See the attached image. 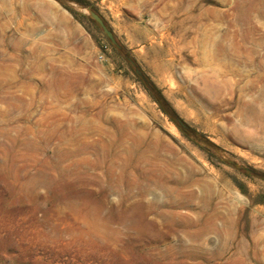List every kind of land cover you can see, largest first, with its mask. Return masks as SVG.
Listing matches in <instances>:
<instances>
[{
	"label": "rangeland",
	"instance_id": "1",
	"mask_svg": "<svg viewBox=\"0 0 264 264\" xmlns=\"http://www.w3.org/2000/svg\"><path fill=\"white\" fill-rule=\"evenodd\" d=\"M70 1L0 0V264H264V0Z\"/></svg>",
	"mask_w": 264,
	"mask_h": 264
},
{
	"label": "water",
	"instance_id": "2",
	"mask_svg": "<svg viewBox=\"0 0 264 264\" xmlns=\"http://www.w3.org/2000/svg\"><path fill=\"white\" fill-rule=\"evenodd\" d=\"M65 6H67L68 8H76L74 6V4L72 3V1L70 0H60ZM83 13H85L86 15H88L90 18H92L94 21H96L102 28V30L107 34L108 38L111 40V42L116 46V48L119 51H123V47L122 45L119 43L116 35L114 34V32L109 28L108 24L106 23V21L104 20V18L90 5L87 7L84 6H79ZM125 57L132 62V64L135 66V71L136 73L143 79V81L147 84L148 87L151 88V90L156 94V96L163 102L164 98L162 95H160L159 93H157L155 91V89L152 87L151 82L148 80V78L145 76V74L142 72V70L137 67L134 63V61L131 59V57L127 54H125ZM174 116L177 118V121L179 122V124L184 127V128H188V126L183 122L182 119L178 118L175 114ZM208 145L212 146L210 143H208ZM230 164L234 165L236 168L238 169H244V170H249V171H253L251 168L247 167V166H241L240 164H238L236 161L232 160V159H226ZM262 176H264V173L261 174Z\"/></svg>",
	"mask_w": 264,
	"mask_h": 264
},
{
	"label": "trees",
	"instance_id": "3",
	"mask_svg": "<svg viewBox=\"0 0 264 264\" xmlns=\"http://www.w3.org/2000/svg\"><path fill=\"white\" fill-rule=\"evenodd\" d=\"M79 1L80 3L84 4V5H87V6H90V2L88 0H77ZM97 11V10H96ZM98 12V11H97ZM93 22L96 24V25H99L96 21L93 20ZM110 28V27H109ZM111 29V28H110ZM112 30V29H111ZM123 47V46H122Z\"/></svg>",
	"mask_w": 264,
	"mask_h": 264
},
{
	"label": "bare ground",
	"instance_id": "4",
	"mask_svg": "<svg viewBox=\"0 0 264 264\" xmlns=\"http://www.w3.org/2000/svg\"><path fill=\"white\" fill-rule=\"evenodd\" d=\"M161 39H162V37H161ZM170 79H174V78H170ZM173 81V80H172ZM175 81V80H174ZM172 84H174V83H172ZM253 109V108H252ZM107 142V141H106ZM122 142V141H121ZM114 145V144H113ZM110 147V146H109ZM121 147V146H120ZM125 148H128V147H125ZM131 148V147H130ZM126 155V154H125Z\"/></svg>",
	"mask_w": 264,
	"mask_h": 264
}]
</instances>
